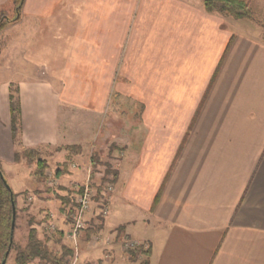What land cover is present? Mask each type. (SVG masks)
<instances>
[{"label":"crops","instance_id":"0c3cea01","mask_svg":"<svg viewBox=\"0 0 264 264\" xmlns=\"http://www.w3.org/2000/svg\"><path fill=\"white\" fill-rule=\"evenodd\" d=\"M0 11L14 14L12 0ZM254 24L207 13L203 0H24L0 34V169L14 194L36 182L35 166L15 161L22 149L63 171L67 188L121 123L109 215L87 217L80 263H131L128 237L149 248L131 264H264V37ZM120 106L129 118L115 122ZM37 198L72 249L68 207L47 213L51 201ZM94 232L110 242L90 246Z\"/></svg>","mask_w":264,"mask_h":264},{"label":"trees","instance_id":"16d2710c","mask_svg":"<svg viewBox=\"0 0 264 264\" xmlns=\"http://www.w3.org/2000/svg\"><path fill=\"white\" fill-rule=\"evenodd\" d=\"M14 6V17L8 19L0 11V32L8 25L19 20L20 11L23 6L24 0H12ZM204 9L207 13H218L223 16H228L236 20L248 19L259 26L264 31V23L258 19L255 15L253 7L250 2L243 0H203ZM264 37V32H263ZM11 101V121H12V135L16 136L18 132V116H19V104L15 98L14 93L10 95ZM69 153H74L79 150L77 147H66L64 148ZM24 160L27 166L34 165L35 170L33 175L38 180H45V173L47 166L45 161L40 159V155L37 151L22 149L20 153L15 155V161L19 162ZM95 165L94 160H92ZM92 165V166H93ZM1 170V169H0ZM61 172H54L55 176L60 175ZM106 174L112 175L113 181L116 177V171H109L107 169ZM159 193L156 195L153 206L157 203ZM61 201H65L64 198L58 197ZM13 201L15 202V196L13 194ZM64 209V208H63ZM66 209V208H65ZM11 216L12 208L10 202V193L5 189L2 182L0 181V255L5 253L13 247L11 240ZM98 233V232H94ZM60 239L57 241V243ZM60 243V242H59ZM47 243L39 239L35 229H30L26 244L24 247H15L16 254L14 257L15 264H31L38 261L39 264H67V258L72 256V250L61 246L60 253H54L46 245ZM126 253L129 256L130 261H137L138 257L143 255L149 257V248L144 250L142 247L134 250H128ZM140 264H148L147 259L142 261Z\"/></svg>","mask_w":264,"mask_h":264},{"label":"rangeland","instance_id":"374dc122","mask_svg":"<svg viewBox=\"0 0 264 264\" xmlns=\"http://www.w3.org/2000/svg\"><path fill=\"white\" fill-rule=\"evenodd\" d=\"M256 4L260 5V11L255 10V15L258 17L259 20H261L264 23V0H252ZM260 3V4H259ZM254 5V4H253ZM255 6V5H254ZM5 15V14H3ZM6 18L11 19L14 17V14L10 15H5ZM246 22V20H244ZM257 26L256 24H254ZM6 28V27H5ZM4 28V29H5ZM3 29V30H4ZM3 30L0 32V34L3 32ZM263 31V30H262ZM264 32V31H263ZM4 45V39L3 36L0 39V50L1 46ZM120 111L122 113H117L118 119H116L115 122H122V121H127L128 120V114L129 110L128 108L120 106ZM124 110V111H123ZM124 116V118H123ZM127 119V120H126ZM114 122V123H115ZM126 124V122H125ZM111 136L104 141H101L99 138L97 139V142L93 144L92 151L90 153V177L92 175V180L93 183L91 182L92 187L96 190H102L104 186L107 184H111L112 180V175L111 174H106L107 169L109 171H115V164L114 161L117 157V153H115V149L118 148L116 143H114V137L116 136L117 132L120 131L121 123H115L114 125H111ZM102 131V127L100 130H98V133ZM97 133V134H98ZM113 137V138H112ZM116 156V157H115ZM94 160V163L92 162ZM117 160V159H116ZM93 165V166H92ZM51 172H54L52 169L50 170ZM90 178V181H91ZM66 188V187H65ZM64 187H60L59 185L54 186L52 188L47 187L45 180H38L36 178V182L29 186V192H25L24 194L20 195H15L13 190L12 193L15 196V222H14V229H13V236H12V244L13 247L10 249L9 254L6 258L5 264H15L14 263V257L16 254L15 247H24L26 244L27 236L30 231V229H35L37 232V236L39 239L43 240L46 242L47 247L49 250H51L54 253H60L61 252V244L58 242L57 243V237L56 233H51L45 229V225L47 224V220L42 221L41 220V215L44 210V207L39 205L38 198L42 200L48 199L51 201L48 203V211L47 213H56L58 212L57 209L58 207L61 206L62 203V208H64L62 211H65V208L72 206L71 204V199H70V186L65 189ZM15 189V188H13ZM59 196H64L65 201H61L58 197ZM31 198V201H28L27 198ZM46 198V199H45ZM96 200V199H95ZM71 205V206H70ZM40 214V217L38 216ZM95 216V215H94ZM56 227L57 230V225L54 222L53 218H50V220ZM93 235H98V233H94ZM100 236V235H98ZM102 237V236H101ZM57 240V241H56ZM56 241V242H55ZM50 243V244H49ZM102 242H98L96 244H93L92 238L91 241H89L90 246H99L101 245ZM78 246V244H77ZM68 248V247H66ZM72 250V256L67 258V264H71V261L73 260V257L75 256V253L73 249ZM79 251H77L76 256H78ZM125 252V251H124ZM4 258V255H0V263L2 259ZM132 263V262H131ZM128 262V264H131ZM31 264H39L38 261H35ZM75 264H85V263H80V255L78 256L77 262ZM87 264H101V261H94ZM125 264V263H122ZM137 264V263H136Z\"/></svg>","mask_w":264,"mask_h":264},{"label":"built area","instance_id":"2783aa9c","mask_svg":"<svg viewBox=\"0 0 264 264\" xmlns=\"http://www.w3.org/2000/svg\"><path fill=\"white\" fill-rule=\"evenodd\" d=\"M76 167V164L69 165V169H75ZM45 183L49 188L58 185L57 177L54 172L50 170L46 171ZM69 191L72 206L70 205L71 208L68 207L65 211V217L70 222V230L66 237L71 242V248L76 252L71 261V264H75L78 259V256H76L78 238L87 229V217L92 214L99 220H105L108 217L114 187L109 183L97 193L91 185L89 168L86 179L81 183L72 184ZM31 200L32 199L29 197L28 201ZM47 216L49 219L51 218V215ZM45 229L51 233L56 232V227L51 221L47 223ZM98 235L92 236L93 244L102 241H104L105 244L110 242L109 238H102ZM121 247L125 252L139 247H142L144 250L148 249L147 244L140 243L128 237L122 239Z\"/></svg>","mask_w":264,"mask_h":264},{"label":"water","instance_id":"95a60500","mask_svg":"<svg viewBox=\"0 0 264 264\" xmlns=\"http://www.w3.org/2000/svg\"><path fill=\"white\" fill-rule=\"evenodd\" d=\"M0 181L2 182L3 186L5 187V189L7 191H9L10 193V202H11V208H12V216H11V240H12V236H13V229H14V222H15V204H14V201H13V193H12V190L10 188V186L8 185L5 177L3 176V173L2 171L0 170ZM9 254V250L5 253L4 255V258L2 259L1 263L0 264H5L6 262V258Z\"/></svg>","mask_w":264,"mask_h":264}]
</instances>
